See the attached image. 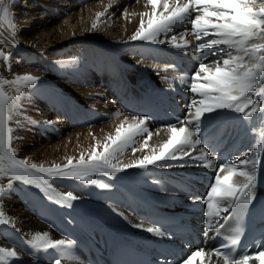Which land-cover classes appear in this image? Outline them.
Here are the masks:
<instances>
[{"label":"bare ground","instance_id":"obj_1","mask_svg":"<svg viewBox=\"0 0 264 264\" xmlns=\"http://www.w3.org/2000/svg\"><path fill=\"white\" fill-rule=\"evenodd\" d=\"M144 4L145 0H6L15 36L7 25H0V50L14 55L10 71L0 62V75L31 74L39 78L24 91L18 101L19 114L10 123L13 136L19 137L13 140L17 158L46 165H63L66 157L78 159L97 141L114 135L125 118L147 116L148 112L135 104L143 98L152 99L156 106L154 117L148 121L153 135L143 151L133 155L129 149L121 158L125 163L150 154L153 147L158 149L169 136L167 121L182 126L178 118L185 116L193 94L180 82V76L191 74L196 67L192 49L198 41L191 34V25L184 23L161 39L167 41L175 34L179 40L188 30L184 37L190 44L187 54L167 42H131L129 37L139 26L140 17L125 18L123 10L139 13L145 10ZM105 8L107 13L93 30L96 14ZM16 46L23 51H16ZM213 59L209 56L206 62ZM118 111L119 118H113ZM206 115L216 117L202 125L210 148L220 134V147L229 149L228 161L251 150L252 126H246L239 114L223 110ZM16 120L21 127L17 128ZM193 154H199V147ZM162 163L171 166L132 168L112 177L96 175L95 179L110 185L107 189L75 181H52L57 191L70 190L78 197L71 208L48 201L34 186L12 182L2 197V209L15 226L1 229L0 246L18 252L19 259L13 264H54L56 259L61 264H111L112 247L131 241L154 252L166 264H178L180 260L174 261V256L182 254L184 258L197 249L177 246L164 232L163 236H154L133 226L154 227L147 215L162 209L176 211L194 225L206 245L203 249L209 251L216 231L205 228L208 217L204 201L215 171L198 167L197 161L187 158ZM135 199L138 206L133 205ZM36 232H48L53 239L73 244L63 253H31L27 240ZM202 260L208 258L193 257L191 264H201ZM208 264L223 261L212 256ZM249 264L264 262L251 260Z\"/></svg>","mask_w":264,"mask_h":264},{"label":"snow or ice","instance_id":"obj_2","mask_svg":"<svg viewBox=\"0 0 264 264\" xmlns=\"http://www.w3.org/2000/svg\"><path fill=\"white\" fill-rule=\"evenodd\" d=\"M111 6L110 3L108 7ZM144 8L139 13L123 10L125 18L140 17L139 26L129 37L131 42H167L171 48L187 54L190 44L184 37L188 30L182 33L179 40L175 34L167 41L161 39L184 23L191 25V34L198 41L192 49L196 67L191 74L180 76V82L187 85V90L193 94L186 105L185 116L178 118L182 126L169 125L166 129L168 139L158 149L153 147L150 154L128 163L121 159L126 152L130 149L134 155L137 151H143L153 135L148 127V116H132L131 120L125 118L116 127L114 135H107L103 142L97 141L90 151L86 154L82 152L78 159L66 157L67 162L63 165L54 162L51 165L38 164L29 158L19 159L17 149L13 147V140L19 137L13 136L14 129L10 123L14 115L19 114L18 101L24 94L23 90L34 86L39 78L24 74L7 79L0 75V198L12 187V181L18 180L39 189L48 201L71 208L78 197L70 190L66 193L57 191L52 181H75L107 189L110 185L95 179L96 175L112 177L127 169H147L150 165L167 167L171 165L162 162L184 161L187 158L197 161L198 167L215 171L214 183L210 184L204 201L207 205V230L219 232L223 225L218 221L228 219L224 213L231 210L235 216H240L252 203L257 172L264 160V0H145ZM107 11L108 8H105L96 14L93 30ZM0 25H7L11 35L15 36V24L9 15L6 0H0ZM209 56L215 59L206 62ZM11 60L10 54L0 50V62L8 66L9 71ZM171 68L175 70L176 65H171ZM8 89H12V92ZM223 110L239 114V119L246 126H252L253 142L251 150L243 157L218 163L214 148L209 147L202 135V125L216 118L206 114ZM120 115L118 111L113 118ZM15 123L17 128L21 127L19 120ZM198 147L199 154L194 155ZM5 179L8 180L7 184L3 183ZM9 224L14 227L15 221L0 207V225ZM133 226L154 236L164 235L158 227ZM238 242L239 233L236 232L230 237L233 248L212 251L198 248L178 264H191L196 256L208 258L207 261L202 260L201 264H208L212 256L222 260L223 264H249L251 260L264 262V250L236 253L234 246ZM72 244V241L65 239H53L48 232H36L27 240L31 253L49 250L63 253ZM17 259L19 254L14 248L0 246V264H13ZM54 264H61V260L56 259Z\"/></svg>","mask_w":264,"mask_h":264},{"label":"rangeland","instance_id":"obj_3","mask_svg":"<svg viewBox=\"0 0 264 264\" xmlns=\"http://www.w3.org/2000/svg\"><path fill=\"white\" fill-rule=\"evenodd\" d=\"M23 49L24 48H22V47H20V46H16V48H15V50L16 51H18V52H20V51H23ZM7 54V53H6ZM10 55H11V57H13V55H14V53H10ZM1 75H2V72H1ZM5 78H7V79H11L13 76H7V75H3ZM28 88H26V89H24L23 90V92L25 91V90H27ZM8 91L11 93L12 92V89H8ZM24 95V94H23ZM12 182H14V181H12ZM3 183H5V184H7L8 183V180L7 179H5L4 181H3ZM0 207H2V198H0ZM5 227V225H0V231H1V229H3ZM1 240V239H0Z\"/></svg>","mask_w":264,"mask_h":264}]
</instances>
